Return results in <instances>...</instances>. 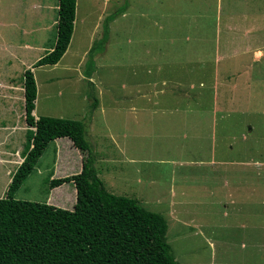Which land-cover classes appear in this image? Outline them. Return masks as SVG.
Masks as SVG:
<instances>
[{"label": "rangeland", "instance_id": "rangeland-1", "mask_svg": "<svg viewBox=\"0 0 264 264\" xmlns=\"http://www.w3.org/2000/svg\"><path fill=\"white\" fill-rule=\"evenodd\" d=\"M52 2L0 0V198L23 161L29 129L23 73L56 40V26L46 28L56 18ZM240 2L77 0L68 55L32 69L35 116L91 118L87 134L103 185L163 216L178 264H264V58L252 63V55L218 48L216 35L217 9L224 17ZM253 3L260 20L264 0ZM27 4L35 16L23 20ZM117 11L123 15L111 23V39L107 24L103 45L105 18ZM257 34L264 42V30ZM91 44L98 49L92 86L84 76ZM149 67L154 82H144ZM104 135L121 155L106 149ZM58 160L67 174H57ZM80 167L68 138L50 142L14 199L72 210V182L53 189L50 182Z\"/></svg>", "mask_w": 264, "mask_h": 264}, {"label": "trees", "instance_id": "trees-1", "mask_svg": "<svg viewBox=\"0 0 264 264\" xmlns=\"http://www.w3.org/2000/svg\"><path fill=\"white\" fill-rule=\"evenodd\" d=\"M75 9L76 0H58L55 43L23 73L24 120L29 129L23 161L0 198V264H178L166 242L163 216L134 199L109 193L103 185L87 134L91 118L84 123L48 116L35 119L32 114L37 94L32 69L56 65L64 56L73 33ZM121 11L105 18L103 45L107 24ZM92 46L84 72L88 79L95 67L93 50H98L96 44ZM95 107L96 101L91 105ZM63 138L79 151L82 168L71 177L51 180L50 188L72 182L76 190L73 209L14 199L47 145Z\"/></svg>", "mask_w": 264, "mask_h": 264}, {"label": "crops", "instance_id": "crops-1", "mask_svg": "<svg viewBox=\"0 0 264 264\" xmlns=\"http://www.w3.org/2000/svg\"><path fill=\"white\" fill-rule=\"evenodd\" d=\"M54 2H55V0H54ZM54 2L51 3V9L53 10V12L56 13V18H52L51 17V20L49 21V24L46 27V28H48V30H52L55 26H57L58 0H56V3H54ZM78 2H79V0H78ZM253 2H254V0H241L240 7H242V9H237L236 12L230 10V12H227L226 13L227 15L226 16L224 15V17L222 16L221 8L220 9L218 8L217 11H216L217 18H219V21H217V24H216V26H217L216 35H217L218 48L222 47V48L227 49L228 47L229 48L233 47V48L236 49V52L241 51L242 53H244L245 56L252 55V58H251V62L252 63H254L256 60L264 58V42H262V41L259 42L258 37L259 36L261 37V35L257 34V31H260L261 29L264 30V16L260 20L258 19V16L261 13V11H259L258 10L259 8H257L258 4H255ZM253 4H255L256 7ZM76 5H77V0H76ZM218 5H219V3H218ZM29 6L30 5L27 4L28 9L26 8L27 9L26 10V15H24L23 20L25 19V17L31 18V17L35 16V12L29 11ZM23 7H25V6L23 5ZM31 7H32V5H31ZM13 9H16V8H13ZM13 9L10 10L11 14L18 12L17 10H13ZM28 12H29V15H27ZM31 13H32V15L30 16ZM77 13H78V9H77V6H76V9H75L76 18H77V15H78ZM117 16L114 17V19L112 21H110V25H109V37H110V39H111V36L113 34V31L111 29V23H113L115 21ZM74 24L76 26L75 20H74ZM73 30H74V27H73ZM218 32H219V35H218ZM222 33L225 34L224 37H221ZM92 45L93 44H91V46ZM68 50H69V48L67 49V51L65 53L66 55H68L67 54ZM158 53H160V52H158ZM82 54H84V52ZM177 64L180 65L179 62H177ZM53 66H55V65H53ZM248 69H249V66H248ZM145 72H146V74H144L145 75L144 82H151V81L154 82L155 81L154 79L150 80V79L147 78V76L152 73V72H150V67ZM245 72H247L246 69H243V74ZM229 74L230 75H234L235 72L232 71ZM93 76H95L94 72H93V74L91 75V77L89 79L85 76L88 79V81H89L91 86H92V83H93L92 82L93 81ZM227 80H229V79H227ZM223 82L227 83L226 79H224ZM97 105L98 104L96 102V107H97ZM133 109H135L139 113L140 112L141 113L144 112L143 111L144 108H133ZM127 110L129 111L130 108H127ZM178 111H179L178 108H176L174 110L171 109L169 111V113H170L169 116H173L174 117V113H177ZM154 112L157 113L158 110H155ZM163 113H166V111L163 112ZM32 114L35 117V119H38V117L35 116L36 115L35 109H34ZM141 118H142V116H140L139 119H141ZM167 122H170V121H167ZM136 125L141 126L140 124H136ZM104 137L105 138L108 137V140H109V144L106 146V149H109V148L112 149V146H113L117 150V152L121 155L122 153L120 152L119 148H116V146L114 144L115 140L113 139V136L112 135H104ZM97 138H99V137L97 136ZM60 140L61 139H56V140H54L52 142H54L56 144V142L60 141ZM102 151H103V149H102ZM96 153H97V151H96ZM106 155H107V159L108 160H116V159H118V155H117V157H115L114 153L110 154V153L107 152ZM79 158H80V161H81V167H80L79 170L81 171V168H82V156L80 155V153H79ZM58 161H59V168L60 169H57L58 170L57 174L63 173V171L65 172V169H61L62 168L61 163H60L61 160H58ZM53 170H54V168H53ZM65 173L67 174V172H65Z\"/></svg>", "mask_w": 264, "mask_h": 264}, {"label": "clouds", "instance_id": "clouds-1", "mask_svg": "<svg viewBox=\"0 0 264 264\" xmlns=\"http://www.w3.org/2000/svg\"><path fill=\"white\" fill-rule=\"evenodd\" d=\"M76 175V174H75Z\"/></svg>", "mask_w": 264, "mask_h": 264}]
</instances>
